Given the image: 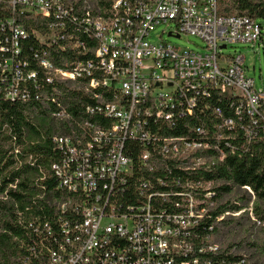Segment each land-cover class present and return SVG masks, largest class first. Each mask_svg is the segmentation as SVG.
<instances>
[{
  "label": "built area",
  "instance_id": "obj_1",
  "mask_svg": "<svg viewBox=\"0 0 264 264\" xmlns=\"http://www.w3.org/2000/svg\"><path fill=\"white\" fill-rule=\"evenodd\" d=\"M220 2L0 0L18 15L0 21L5 98L29 101L33 81L91 102L80 116L51 115L70 131L53 137L58 160L41 178L37 210L19 213L21 264H216L217 226L243 216L262 242L230 248L219 264H264L254 189L219 177L231 158L264 161V91L242 53H224L258 43L263 27L220 15ZM30 18L41 29L30 33ZM164 24L168 37L202 40L204 52L149 41ZM31 37L42 47L38 70L20 60Z\"/></svg>",
  "mask_w": 264,
  "mask_h": 264
},
{
  "label": "trees",
  "instance_id": "obj_2",
  "mask_svg": "<svg viewBox=\"0 0 264 264\" xmlns=\"http://www.w3.org/2000/svg\"><path fill=\"white\" fill-rule=\"evenodd\" d=\"M219 13L222 16L235 14L248 16L258 21L262 27L264 23V0H221ZM18 17L9 10L0 6V21L2 17ZM30 20H24V27L31 33L34 29H41ZM4 36L0 33V39ZM263 40V32L262 38ZM21 61H28L30 69L38 70L35 53L42 48L31 37L22 41ZM51 54L57 55L52 48ZM0 53V64L4 61ZM7 58V56H6ZM57 65H61L59 57L53 58ZM9 80L3 82L0 70V264H21L17 258V243L15 237L20 234L18 217L29 206H33L37 195L42 194L41 178L50 175V166L58 160V152L53 143V137L66 135L70 128L59 122L56 128L46 129V122L52 118V113L64 109L74 116L82 115L85 107L91 103L81 98L73 91V101L66 100V88L61 87V93L55 92L53 85H45L41 92L37 91L33 81H29L26 89L31 98L29 101L6 99ZM39 97V99H38ZM56 99L57 102H53ZM35 115L39 122L31 117ZM48 118V119H47ZM228 166L220 168L219 177H224L234 185H249L256 194L255 212L264 213V161L262 158L242 159L231 158ZM12 186H15L13 188ZM48 186L50 187L49 183ZM38 200V199H37ZM239 196L233 192V201ZM229 202L219 209L226 208ZM35 210L36 206H33ZM232 205L231 209H238ZM245 216L240 218H227L217 226L216 233L221 253L215 260L220 263L221 258L228 257V250L234 247L247 246L252 248L261 244V235H254ZM236 260V259H234Z\"/></svg>",
  "mask_w": 264,
  "mask_h": 264
},
{
  "label": "rangeland",
  "instance_id": "obj_3",
  "mask_svg": "<svg viewBox=\"0 0 264 264\" xmlns=\"http://www.w3.org/2000/svg\"><path fill=\"white\" fill-rule=\"evenodd\" d=\"M171 24L157 27L150 35L149 41L158 42L166 40L178 49H189L196 52H204V42L190 35H182L181 38L168 37ZM242 53L245 56L246 74L255 80L256 88L259 92L264 91V23H263V40L256 44H235L224 51L226 55ZM35 122H39L35 115H31ZM48 119V118H47ZM59 122L54 118H49L46 122V129L56 128Z\"/></svg>",
  "mask_w": 264,
  "mask_h": 264
},
{
  "label": "water",
  "instance_id": "obj_4",
  "mask_svg": "<svg viewBox=\"0 0 264 264\" xmlns=\"http://www.w3.org/2000/svg\"><path fill=\"white\" fill-rule=\"evenodd\" d=\"M169 37H173V38H175V37H178V36H175V35H173L172 33H169ZM222 48H225V46H222Z\"/></svg>",
  "mask_w": 264,
  "mask_h": 264
}]
</instances>
